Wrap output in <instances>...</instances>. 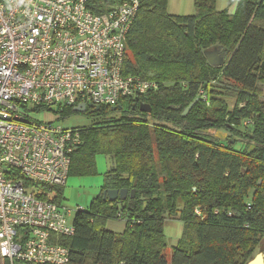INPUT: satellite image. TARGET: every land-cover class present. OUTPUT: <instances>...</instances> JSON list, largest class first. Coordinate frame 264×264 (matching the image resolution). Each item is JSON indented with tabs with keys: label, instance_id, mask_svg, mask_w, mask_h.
<instances>
[{
	"label": "trees",
	"instance_id": "1",
	"mask_svg": "<svg viewBox=\"0 0 264 264\" xmlns=\"http://www.w3.org/2000/svg\"><path fill=\"white\" fill-rule=\"evenodd\" d=\"M128 1L90 3L104 13ZM138 1L126 68L160 89L144 100L150 112L137 104L85 113L91 125L81 127L69 176L95 174L99 155L112 167L63 241L70 264H248L264 237V0H231L234 14L218 11L217 0H194L192 16L169 14V0ZM220 46L229 58L213 67L204 53ZM123 189L126 200L104 199ZM55 190L61 201L64 189ZM173 217L184 229L169 261L164 226ZM112 220L125 230L107 229Z\"/></svg>",
	"mask_w": 264,
	"mask_h": 264
},
{
	"label": "built area",
	"instance_id": "2",
	"mask_svg": "<svg viewBox=\"0 0 264 264\" xmlns=\"http://www.w3.org/2000/svg\"><path fill=\"white\" fill-rule=\"evenodd\" d=\"M90 1L0 0V264H70L63 241L84 210L55 190L67 183L82 128L31 112L140 106L160 89L126 68L140 2L97 13Z\"/></svg>",
	"mask_w": 264,
	"mask_h": 264
},
{
	"label": "rangeland",
	"instance_id": "3",
	"mask_svg": "<svg viewBox=\"0 0 264 264\" xmlns=\"http://www.w3.org/2000/svg\"><path fill=\"white\" fill-rule=\"evenodd\" d=\"M218 11L228 10L231 14H234L237 10V4L231 3V0H217ZM168 13L171 15L179 16H192L197 13L194 0H169ZM213 50V49H211ZM128 57H132V51H128ZM229 56H227L228 60ZM258 90L260 92V100H264V83L258 84ZM236 99H228L230 109L235 106ZM62 113L58 106H54L51 110H38L33 111L30 117L45 123H54L60 125L63 128H75V127H88L91 125L90 118L85 114L75 113L69 117L63 118ZM119 116V115H118ZM220 138H227L231 134L225 131H215ZM229 135V136H228ZM112 167V160L105 155H99L96 159V173L87 176H69L66 185L63 187V204L73 210L78 208L89 209L92 201L101 193L104 187L105 175ZM126 224L122 220H112L107 224V229H110L116 233H122L125 230ZM184 224L180 218H169L165 222L164 231L166 236V242L168 248L166 255L170 261L172 249L177 245L183 234ZM239 248H235L238 250ZM264 251V237L258 244L253 252L254 258ZM253 258V259H254ZM252 261V260H251Z\"/></svg>",
	"mask_w": 264,
	"mask_h": 264
},
{
	"label": "water",
	"instance_id": "4",
	"mask_svg": "<svg viewBox=\"0 0 264 264\" xmlns=\"http://www.w3.org/2000/svg\"><path fill=\"white\" fill-rule=\"evenodd\" d=\"M205 57L208 63L213 67H223L227 63V56L228 52L225 47L220 46L213 50H207L205 53ZM197 102V100L195 101ZM193 104H191L184 112L183 116H187L188 113L191 111ZM100 108L97 107L95 109H91L90 112L93 113L94 111H99ZM140 110L142 112H150L151 107L149 104H141ZM75 113L85 114L87 112L86 106L82 105L79 107L74 108ZM104 199H107L110 202H114L117 200L124 201L129 196V191L127 189L123 190H107L104 191ZM135 196V191L132 192V198ZM248 264H264V255L262 253L258 254L252 261Z\"/></svg>",
	"mask_w": 264,
	"mask_h": 264
},
{
	"label": "crops",
	"instance_id": "5",
	"mask_svg": "<svg viewBox=\"0 0 264 264\" xmlns=\"http://www.w3.org/2000/svg\"><path fill=\"white\" fill-rule=\"evenodd\" d=\"M110 230V229H109ZM260 254V253H259ZM263 255H264V251H263V253H262Z\"/></svg>",
	"mask_w": 264,
	"mask_h": 264
}]
</instances>
